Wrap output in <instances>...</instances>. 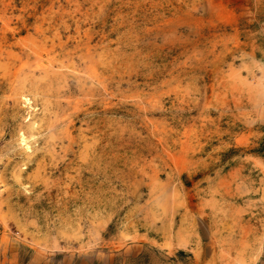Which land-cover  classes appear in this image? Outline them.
Segmentation results:
<instances>
[{
    "label": "rangeland",
    "instance_id": "rangeland-1",
    "mask_svg": "<svg viewBox=\"0 0 264 264\" xmlns=\"http://www.w3.org/2000/svg\"><path fill=\"white\" fill-rule=\"evenodd\" d=\"M0 264H264V0H0Z\"/></svg>",
    "mask_w": 264,
    "mask_h": 264
},
{
    "label": "bare ground",
    "instance_id": "bare-ground-1",
    "mask_svg": "<svg viewBox=\"0 0 264 264\" xmlns=\"http://www.w3.org/2000/svg\"><path fill=\"white\" fill-rule=\"evenodd\" d=\"M53 68V66L52 65H45V64H43V65H41L40 66V69L42 70V73L43 74H45V75H47L48 73H52L53 72V70H51ZM58 69V68H57ZM40 75V74H39ZM59 75V74H58ZM22 134V133H21ZM33 134V133H32ZM33 137H34V135H33ZM26 138V137H25ZM25 138H24V136H22V138H21V141H24L25 142ZM30 138V137H29ZM28 139V138H27ZM27 145H29V143L27 144ZM30 146V145H29ZM28 146V147H29ZM25 147H26V150H29V148L25 145ZM198 222H199V225H201V227L202 228H204V227H206L205 225H204V223L202 222V219L201 218H198Z\"/></svg>",
    "mask_w": 264,
    "mask_h": 264
}]
</instances>
